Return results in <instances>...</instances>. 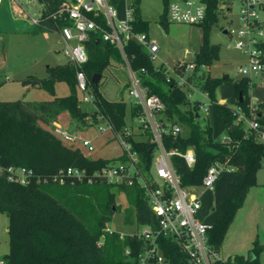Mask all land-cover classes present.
I'll list each match as a JSON object with an SVG mask.
<instances>
[{
	"label": "trees",
	"instance_id": "1",
	"mask_svg": "<svg viewBox=\"0 0 264 264\" xmlns=\"http://www.w3.org/2000/svg\"><path fill=\"white\" fill-rule=\"evenodd\" d=\"M39 1L44 9L35 32H58L63 26L71 24L67 15L60 14V10L74 0ZM229 1L208 0L207 17L199 24L202 43L193 60L195 68L187 74V79L196 88L208 93L228 130V140L216 141L210 123L205 126L200 123V103L196 102L186 110L182 108L184 104L190 103L188 92L194 89L178 86L175 79L168 75L167 67L164 64L157 65L142 44L130 40L122 52L105 42L101 32L93 31L86 42L89 61L83 65V69L93 91L95 109L87 111L82 107L77 83L78 67L70 60L51 66L45 78L30 75L22 79L24 86L44 88L52 97L45 100H0L1 165L5 168L27 167L44 178L61 168L74 166L94 170L125 159L124 155L116 159L86 157L80 149L66 145L54 134L52 127L61 114L68 113L77 125L88 126L90 120L96 122L100 115L115 131H123L128 108L131 119L135 120L142 114V106L124 99H107L99 85L105 71L114 62L129 65L148 94L158 95L165 103L162 119L180 123L190 130L188 136L181 133L177 137L169 134L164 138L167 149L186 151L191 148L195 151L196 162L192 166L185 158L177 154L172 156V163L182 184L201 185L209 167L216 161L227 163L230 167L221 172L213 191L215 220L209 230V241L220 250L238 210L243 206L251 187L257 184V172L264 159V141L257 137L255 130L238 124L233 113L234 106L230 102H220L216 96V89L225 78L213 77L205 70L218 57L220 48L210 41L211 27L218 21L220 13L226 9L224 5L229 4ZM109 2L116 6L120 0ZM164 2L159 22L168 31L169 0ZM139 3L136 0L131 4L134 6L133 29L149 34L150 22L142 18ZM90 16L102 26H107L104 16H95L93 13ZM97 73L102 74V78L98 83H93L92 78ZM59 81L69 84L68 95H57L56 83ZM253 84L250 77L235 84L237 106L249 116L254 110V105H250ZM257 114L264 125V111L258 110ZM131 140L145 167L150 169L155 158L156 143L147 135ZM97 184H100L98 188L91 189L86 182L69 181L62 185L33 179L30 184L24 185L11 181L6 170L0 172V213L9 218V251L3 258L4 264H135L145 246L144 241L136 236L121 238L118 232H105L113 213L121 210L116 202V194L109 191L104 210L97 208L93 197L100 191H108L109 187H118L126 194L129 205L135 211L134 218L131 214L127 215L128 222L155 227L158 224L157 217L140 187ZM160 241L165 256L172 262L182 264L183 256L179 247L167 236H162ZM128 248L130 254L126 253ZM219 264H261L259 245L256 244L248 255L237 254Z\"/></svg>",
	"mask_w": 264,
	"mask_h": 264
},
{
	"label": "built area",
	"instance_id": "2",
	"mask_svg": "<svg viewBox=\"0 0 264 264\" xmlns=\"http://www.w3.org/2000/svg\"><path fill=\"white\" fill-rule=\"evenodd\" d=\"M241 1L242 25L235 31L237 36L235 47L241 49L248 58V63L240 70L246 77L253 78L264 72V48L262 47L264 0ZM207 12L208 0H169L168 3L169 20L174 23L199 25L206 19ZM90 13L95 16H104L107 26H102L90 16ZM60 14L67 15V18L71 20V24L63 26L58 34L63 53L78 67V88L85 93L83 100L86 102H93L88 78L83 69V65L89 61L86 42L91 32H101L105 42H109L122 52L130 40H136L142 44L153 60L160 50L158 43L150 34L133 29V5L125 9V18L122 20H118L116 7L109 0H74L62 8ZM41 16L34 19L35 24L41 22ZM164 65L167 67L168 75L175 79L178 86L183 89H196L187 79V74L195 68L193 61H183L174 67L166 63ZM130 70L132 81L129 93L135 98L133 102L142 106V114L132 120L130 126H125L123 132L115 131L106 120L122 144L125 159L94 170L74 166L61 168L50 177L44 178L37 176L33 169L16 166L5 168L1 162L0 172L6 170L11 181L24 185L30 184L33 179L38 182L52 181L62 185L69 181L87 184L105 183L114 186L136 185L145 192V197L157 217V226L141 225V229L128 233L117 231L108 223L105 227V232H118L121 238L130 235L144 241L145 246L135 264H180L172 262L165 256L160 241L162 236L169 237L179 247L183 256L182 264H219L223 260L220 250L209 241L212 222L202 219L199 213L204 192L214 191L219 175L230 167L227 163L216 161L209 167L201 185L184 186L172 163V156L177 154L185 158L192 166L196 162L195 151L191 148L180 151L165 147V136L171 134L177 137L182 132V125L162 119L166 108L165 103L158 95L148 94L138 75L131 68ZM233 113L238 124H247V129L255 130L257 137L264 141V125L261 124L255 108L251 116L239 106H234ZM90 123L93 124V120H90ZM136 129L151 137V141L156 143L155 158L150 169L145 167L131 140L137 138ZM52 131L64 142L79 141L89 151L95 150L91 140L73 135L59 121L53 122ZM130 252L128 248L126 253L130 254ZM0 264H4V261H0Z\"/></svg>",
	"mask_w": 264,
	"mask_h": 264
},
{
	"label": "rangeland",
	"instance_id": "3",
	"mask_svg": "<svg viewBox=\"0 0 264 264\" xmlns=\"http://www.w3.org/2000/svg\"><path fill=\"white\" fill-rule=\"evenodd\" d=\"M135 1L120 0L115 6L118 20L125 18V9ZM139 2L142 18L150 22L149 33L160 46L154 62L157 65L166 63L174 67L183 61H193L202 41L201 27L195 24L170 22L169 30L166 31L159 22L165 7L164 0H139ZM228 3L231 10L225 9L221 12L218 21L211 27L210 41L218 44L220 48L218 57L210 66H206L205 70L209 71L213 77L229 76L217 87L216 96L220 102H230L233 107L237 106L235 84L246 77L240 68L248 63V58L241 49L235 47L237 39L235 31L242 25L240 13L242 1L230 0ZM43 9L44 5L39 0H0V100L2 101L50 99L52 96L46 89L33 85L26 87L22 79L30 75L45 78L51 66L69 61L62 51L58 32H35L34 19L42 15ZM252 79L254 84L250 90L252 96L250 105H254L256 111L262 110L264 109V72L253 76ZM131 81L132 74L129 66L114 62L105 71L99 89L107 99H124L130 103L135 100L129 93ZM125 86L128 87L124 90ZM56 93L59 96L68 95L69 84L65 81L57 82ZM90 94L93 98L92 89ZM79 96L85 110L95 109L92 101L83 100L85 96L83 91L79 90ZM188 99L190 103L184 104L182 108L186 110L192 104L200 103L198 118L200 123L203 126L210 123L216 141L228 140V130L208 93L196 88L190 92ZM58 121L73 135L91 140L95 148L92 152L79 141L75 143L65 141L69 147L80 149L86 157L116 159L123 155L122 144L103 117L98 116V120L88 126L77 125L69 119ZM126 121L125 126H130L132 119L129 108ZM244 127L248 128V125L244 124ZM103 128L105 130H102ZM181 133L183 136H188L190 130L182 125ZM144 136V133L136 129L137 138ZM99 185L88 184L91 189H96ZM109 191L116 194V202L121 206V210L113 213L109 226L125 233L141 229L136 223L126 220L128 214L134 218L135 211L129 205L126 194L118 187H109L108 191L103 190L94 195L93 201L97 208L104 210ZM201 201L200 217L206 221H214V192L205 191ZM8 223V216L0 213V261L9 251ZM256 244L259 245L260 262L264 264V159L257 172V184L251 187L243 206L238 210L226 233L220 249L221 257L227 260L237 254L248 255Z\"/></svg>",
	"mask_w": 264,
	"mask_h": 264
},
{
	"label": "crops",
	"instance_id": "4",
	"mask_svg": "<svg viewBox=\"0 0 264 264\" xmlns=\"http://www.w3.org/2000/svg\"><path fill=\"white\" fill-rule=\"evenodd\" d=\"M226 10L227 11H230L231 10V7H230V4H227L226 5ZM150 34V33H149ZM150 36H151V34H150ZM152 37V36H151ZM153 38V37H152ZM154 39V38H153ZM59 42H60V37H59ZM157 42V41H156ZM158 43V42H157ZM201 43H202V41H201ZM61 44V43H60ZM201 46V45H200ZM160 47V46H159ZM200 48V47H199ZM199 50V49H198ZM197 50V51H198ZM196 51V52H197ZM26 87H28V86H26ZM263 111H264V109H262ZM262 110H261V112H262ZM159 117H161V115H159ZM67 119H69L70 121H72V122H74L72 119H71V117L68 115V113H63V114H61L60 116H59V119L58 120H67ZM69 130V129H68ZM9 219V218H8ZM7 226H9V223H8V225ZM8 231H9V228H8Z\"/></svg>",
	"mask_w": 264,
	"mask_h": 264
},
{
	"label": "water",
	"instance_id": "5",
	"mask_svg": "<svg viewBox=\"0 0 264 264\" xmlns=\"http://www.w3.org/2000/svg\"><path fill=\"white\" fill-rule=\"evenodd\" d=\"M227 32V31H226ZM229 76L228 75H225L224 78H228ZM102 78V74L100 73H97V74H94L93 78H92V82L93 83H98ZM214 209V208H213Z\"/></svg>",
	"mask_w": 264,
	"mask_h": 264
}]
</instances>
